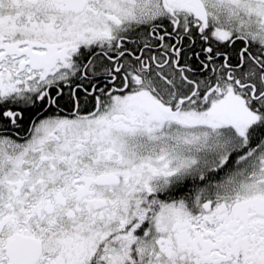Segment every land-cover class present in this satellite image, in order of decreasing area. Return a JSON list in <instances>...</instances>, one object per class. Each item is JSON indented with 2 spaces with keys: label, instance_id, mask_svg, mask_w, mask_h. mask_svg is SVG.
I'll use <instances>...</instances> for the list:
<instances>
[{
  "label": "snow or ice",
  "instance_id": "6c2138e0",
  "mask_svg": "<svg viewBox=\"0 0 264 264\" xmlns=\"http://www.w3.org/2000/svg\"><path fill=\"white\" fill-rule=\"evenodd\" d=\"M0 264H264V0H0Z\"/></svg>",
  "mask_w": 264,
  "mask_h": 264
}]
</instances>
